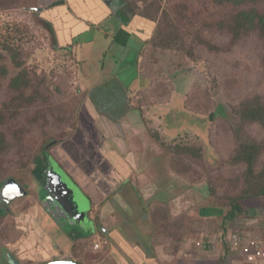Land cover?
Listing matches in <instances>:
<instances>
[{
  "label": "rangeland",
  "instance_id": "374dc122",
  "mask_svg": "<svg viewBox=\"0 0 264 264\" xmlns=\"http://www.w3.org/2000/svg\"><path fill=\"white\" fill-rule=\"evenodd\" d=\"M251 1L243 8L257 9L264 16V0ZM125 2V9L131 16L138 14L157 24L144 52L143 71L149 77L147 83L151 84L143 88L144 101L138 102L137 96L134 101L144 108V113L154 104L161 103L179 114L173 127L181 130L178 129L174 137L167 135L165 139L161 137V122L156 116L151 123L153 131L149 130V141L151 144L157 142L160 148L169 152L167 156L171 155V164L177 171L191 175L200 187L198 198L195 195L189 198L188 187L182 201L187 206L186 213L191 212L189 206L194 207L191 203L197 204L202 197L210 200L197 207L200 211L240 200L244 208L240 217L251 223L262 221L260 228L264 229V197H257L264 188V36L258 30L253 31L234 41L233 50L229 39L211 24L230 9L214 7L207 0ZM20 4L22 0H0V133L4 140L0 144V264H9L8 257H14L17 264L67 260L81 264H114L111 246L104 247L100 250L102 255L97 256L95 244L98 242H94V238L76 243L70 251L58 245V240H53L55 237L66 238L63 233L72 237L77 232L85 238L91 236L88 229L69 218L67 222L65 218L63 224L59 222L45 203L46 190L40 192L43 202L37 195L40 166L49 160L48 157L54 158L65 171L55 157V151L58 152L62 143L73 137L77 130L80 106L79 89L74 83L77 70L70 67L68 51L57 46L51 26L31 16L27 3L18 9ZM197 12L204 17L198 18ZM195 27L201 31L197 33ZM199 35L204 38V45L197 44ZM96 37L90 36L89 43L84 45L86 55L92 48L100 46L97 43L105 45L104 39L97 40ZM210 43L221 51L209 52ZM104 55L102 51L98 52L96 58L89 61V66L97 65L98 69ZM109 57L110 53L105 66L107 71L113 72ZM80 72L79 66V75ZM113 82H108V87ZM172 83H177L179 88L180 84L186 83L190 88L179 91L187 99L184 103L187 108L194 110L189 111L191 114L183 115L178 111L181 106L179 93L166 104L171 98ZM111 94L112 89L103 90V95ZM250 106L255 110L252 114L249 113ZM157 108L158 105L154 109ZM245 143H253L250 146L258 149L251 172L246 163L234 158ZM11 178L27 190L26 197L12 202L3 197L2 190ZM201 189L203 195H200ZM197 210L192 217L181 218V227L187 230L191 226L198 227L192 234H187L190 240L198 235L190 248L206 254L191 255L187 257L190 260L183 261L176 260L177 250L174 264H226L228 249L225 247L229 240L222 235L227 232L223 219L214 216L205 223L206 219ZM224 212L227 213L226 209ZM241 218L229 224L227 230L250 225ZM97 219L94 220L96 224ZM154 219L156 222L161 220L159 225H165L169 221L168 212L159 213ZM53 221L60 225L58 229ZM172 227H166L168 234L174 232ZM254 229L250 238L256 239L258 233L264 239V230ZM217 238L220 251L210 247ZM224 254L226 259L222 257Z\"/></svg>",
  "mask_w": 264,
  "mask_h": 264
},
{
  "label": "crops",
  "instance_id": "0c3cea01",
  "mask_svg": "<svg viewBox=\"0 0 264 264\" xmlns=\"http://www.w3.org/2000/svg\"><path fill=\"white\" fill-rule=\"evenodd\" d=\"M25 3L29 5L31 16L51 26L57 46L68 51L72 62L70 67L77 70L74 80L80 100L77 130L73 137L62 143L58 152L55 151V157L64 167L65 171L58 164L67 179L87 200L88 217L98 218L97 232L88 238L77 232L74 237L63 233L66 238L59 240L55 237L53 240H58V245L70 251L76 243L94 238V242L102 245L96 251L97 256L102 255L100 250L104 247L111 246V254L116 260L114 264H174L177 250L176 260L183 261L190 260L187 257L191 255L206 254L191 250L190 246L198 235L190 240L187 234L198 227L182 228L181 218L192 217L197 207L210 199L200 196L197 204L191 203L194 207H188L191 212L187 214V206L182 203L185 193L190 187L189 198L191 195L198 198L200 187L191 175L177 171L171 164V155L167 156L169 152L160 148L156 141L153 144L149 141V130L153 131L151 123L156 116L161 122V137L165 139L167 135L174 137L178 129L181 130L173 127L179 114L173 108L166 109L161 103L157 104V109H154L157 107L154 104L152 109L146 110V114L144 108L134 101L136 96L138 102L144 101L143 88L151 84L147 83L149 77L143 71V64L145 47L157 28L156 22L138 14L131 16L125 9V0H22L20 6ZM93 35L97 36V40L104 39L105 45L97 43L100 46L92 48L86 55L84 45ZM100 51L103 55L105 53L102 65L98 69L97 65L89 66V61H93ZM109 53L113 72L107 71L105 66ZM110 81L114 82L108 87ZM180 86L172 83L171 98L166 104H170L179 93L181 106L178 111L185 115L190 112L184 104L187 99L182 92L190 88L186 87V83ZM102 87L112 89V94L103 95L105 89ZM153 111L154 114L151 113ZM51 160L56 162L54 158ZM203 194L202 190L200 195ZM215 207L196 212L200 211V216L206 219L205 223L214 216L222 219L226 213ZM164 212H168L169 221L159 225L161 220L156 222L154 216ZM244 219L241 218L250 225L239 229L232 227L227 230V225L222 223L227 227L226 234L222 235L229 240L225 247L228 249L227 256H222L227 257L226 264H247L245 257L250 251L247 243L244 241L241 246L235 247L233 242L236 238L251 239L254 227L257 231L264 230L260 228L262 221L251 223ZM192 220L197 223L196 219ZM53 224L57 229L60 226L56 222ZM171 225L174 232L168 234L166 227L170 229ZM251 225H254L253 229ZM256 237L260 235L257 233ZM46 239L49 240V237ZM211 244L210 247L220 251L218 238Z\"/></svg>",
  "mask_w": 264,
  "mask_h": 264
},
{
  "label": "trees",
  "instance_id": "16d2710c",
  "mask_svg": "<svg viewBox=\"0 0 264 264\" xmlns=\"http://www.w3.org/2000/svg\"><path fill=\"white\" fill-rule=\"evenodd\" d=\"M207 2L212 3L214 7L218 5L221 6L222 8L225 7L226 9L227 8L230 9L225 16H220L218 19H215V21L211 24L215 26L217 29H219L221 33H223L229 39L230 43L232 44L231 48H233V50L235 48L234 41L237 42L239 38L240 39L245 38L246 35L252 33L253 31L258 30L260 31V35L264 36V16L261 15L260 11H258L257 9L243 8V7H247L248 3L252 2L251 0H207ZM20 5H17L18 9L21 8ZM14 7H16V5ZM198 16L201 17L199 13L197 14V17ZM202 17L204 16L202 15ZM153 21L156 22L155 20ZM199 31H201V29L197 28V33ZM196 38H197V44L204 45L205 41L203 37L199 35V37L197 36ZM211 46H212L211 50L208 49L209 52L213 53V52L221 51V49L220 50L219 48L214 49L213 45ZM0 59H2L1 53H0ZM188 109L190 112L194 111L192 110L191 107H188ZM250 111H251L249 112L250 114H252V112H255V110H253L252 107ZM247 117L249 118L250 116ZM3 143H4L3 135L0 133V144ZM245 144L246 145L240 146L239 152L237 156H235L234 158L236 161H241L246 163L247 166H249L248 167L249 172H251L253 170V161L258 153V149L254 146H250L253 143H248V144L245 143ZM209 182H213V181L209 180ZM257 197L259 198L264 197V188L257 194ZM240 202L242 201L240 200L229 201V204L218 208L222 210L226 209L227 211L226 215L222 218L224 220V224L227 225V227L229 224L234 223L238 218L242 217V216L240 217V215L244 212V208L242 207V204ZM225 225L224 227H226ZM235 238L236 236L234 237V239ZM75 255L76 257H78L77 254Z\"/></svg>",
  "mask_w": 264,
  "mask_h": 264
},
{
  "label": "water",
  "instance_id": "95a60500",
  "mask_svg": "<svg viewBox=\"0 0 264 264\" xmlns=\"http://www.w3.org/2000/svg\"><path fill=\"white\" fill-rule=\"evenodd\" d=\"M50 160V159H49ZM49 164L51 165L52 169L55 170V180L56 183L54 184L56 187H58L65 196L68 197L70 205H73L74 208V214L78 216V219L82 218L83 222L81 224L78 222V225L83 226L85 229H88L87 232H91V235L94 234L97 230L95 219L92 217H88L89 210L87 209V200L82 195L80 190L77 186H74L65 176V174L62 172V170L59 168L58 163L54 160H51ZM3 197H6L9 201L12 202L13 200L24 198L28 195L27 190L20 185L16 180L9 179L7 183L5 184L3 190H2ZM9 264H17L14 257H8ZM47 264H81L74 260H67V261H58L53 263H47Z\"/></svg>",
  "mask_w": 264,
  "mask_h": 264
},
{
  "label": "flooded vegetation",
  "instance_id": "af4514ba",
  "mask_svg": "<svg viewBox=\"0 0 264 264\" xmlns=\"http://www.w3.org/2000/svg\"><path fill=\"white\" fill-rule=\"evenodd\" d=\"M48 158L51 159L50 157ZM49 163L50 161L47 160L46 162L44 161L40 166L38 180L36 181L37 195L39 197V200L41 202L44 201L41 200L42 198L40 197V192L42 190H46L45 200H47L45 201V203H47V205L49 206L51 213L56 214L61 224L64 223L65 218L66 222L69 218L76 223L79 222L81 224V222H83V219H78V216L73 213L74 208L72 205H70L68 197L65 196L62 190L58 188L59 186L56 187L54 185L56 183L55 174L53 173V169Z\"/></svg>",
  "mask_w": 264,
  "mask_h": 264
},
{
  "label": "built area",
  "instance_id": "2783aa9c",
  "mask_svg": "<svg viewBox=\"0 0 264 264\" xmlns=\"http://www.w3.org/2000/svg\"><path fill=\"white\" fill-rule=\"evenodd\" d=\"M244 241L247 243V246L249 248L248 250H250L245 257L247 264H264V239H262L261 237L247 240L244 238H236V240L234 241V246L239 247L243 244ZM199 246H201L200 243ZM100 248V243L95 244V249L98 250Z\"/></svg>",
  "mask_w": 264,
  "mask_h": 264
}]
</instances>
